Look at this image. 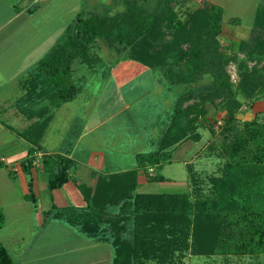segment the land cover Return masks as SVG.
Returning <instances> with one entry per match:
<instances>
[{
  "label": "trees",
  "instance_id": "trees-1",
  "mask_svg": "<svg viewBox=\"0 0 264 264\" xmlns=\"http://www.w3.org/2000/svg\"><path fill=\"white\" fill-rule=\"evenodd\" d=\"M156 1L162 8L142 19L118 17L107 22L97 13L78 10L62 35L30 66L23 82L25 96L40 100L42 105L40 117L19 132L30 144L19 161L26 176L25 200L36 205L31 178L34 153L52 109L78 92L71 63L78 60L89 68L94 66L88 48L95 37L127 47V57L153 70L169 92L178 84L184 87L182 93H173L168 121L155 148L135 157L148 181L164 178L158 173L147 174V167L161 168L170 161L171 149L177 143L199 139L195 122L206 113L205 100H223L228 111L222 124L225 136L232 132L234 114L242 105L239 98L249 105L264 100V67L245 66L246 59L258 62L264 58V2L255 7L250 36L229 40L221 47L216 39L221 29L219 5L198 7L180 19L172 10L176 0ZM238 21L229 19L234 24ZM166 32H170L169 37ZM235 52L243 54L241 60L235 59ZM229 60L237 65L236 83L222 70ZM158 68L162 69L160 74ZM204 72L211 75L210 82L192 91L190 84ZM191 97L197 100L184 105ZM207 129L213 139L215 131L209 125ZM212 139L207 140L204 149L207 155L220 160L215 173L199 176L188 163L185 193L137 192L136 169L102 174L91 190L74 181L84 206L54 207L42 212V223L50 218L63 220L86 236L107 242L112 250L109 264H184L186 255L221 256L227 260L229 256L264 253V112L241 122L232 138L222 139L219 144ZM39 160L47 174L48 190L69 179L71 159L42 153ZM0 167H4L1 161ZM7 175L15 177L12 169ZM2 223L0 212V226ZM0 264H12L2 245ZM254 264H264V259Z\"/></svg>",
  "mask_w": 264,
  "mask_h": 264
},
{
  "label": "crops",
  "instance_id": "crops-1",
  "mask_svg": "<svg viewBox=\"0 0 264 264\" xmlns=\"http://www.w3.org/2000/svg\"><path fill=\"white\" fill-rule=\"evenodd\" d=\"M39 2L0 0V161L4 164L0 167V212L3 218L0 245L12 264H109L112 250L107 242L94 240L63 220L50 218L42 223V212L54 207H82L84 199L75 182L79 181L91 190L98 175L129 169H136L137 192H187V182L169 179L155 181L159 185L155 192L142 191L141 186L148 187L154 181L145 178L135 159L137 154L155 148V141L168 121L173 93L151 69L131 59L125 60L109 71V84L113 89L119 88L113 98L116 104L109 102L115 108L109 115L97 118L95 115L93 118L96 119H92L88 108H79L86 93H83L84 87L78 85L73 99L51 111L39 148L34 153L35 164L31 170L36 205L25 200L26 176L19 161L26 155L30 144L19 132L40 117L42 103L26 98L23 82L33 62L57 37L53 34L54 29H42L44 15L39 14ZM62 16L56 14L54 19H62ZM50 20L47 18L48 24ZM61 26L63 24L59 22L57 29ZM137 76H141L140 80L132 81ZM135 100L138 102L134 106L132 102ZM260 105L264 106V100L252 103L251 117L257 110L264 111V108L258 109ZM189 140L177 143L171 153ZM42 153L62 155L73 162L67 170L69 179L58 188L48 190L46 187L47 174L39 166ZM197 156L198 152L194 157ZM188 163L183 162L184 166ZM153 168L147 167V174L152 175ZM8 169L14 171V178L7 175ZM27 202L31 205L29 208Z\"/></svg>",
  "mask_w": 264,
  "mask_h": 264
},
{
  "label": "rangeland",
  "instance_id": "rangeland-1",
  "mask_svg": "<svg viewBox=\"0 0 264 264\" xmlns=\"http://www.w3.org/2000/svg\"><path fill=\"white\" fill-rule=\"evenodd\" d=\"M22 1H24L25 3L29 0ZM263 2L264 0H176L173 4L172 10L175 12L178 18L185 19L188 12H191L198 7L208 4L219 5L222 9L221 29L216 36V39L219 45L222 47L227 44L229 40H238L242 38L245 39L250 36L251 23L255 7L258 3ZM38 5L40 7L39 14L44 15V19L41 21L42 29L44 27H46L48 30L54 29L53 34L57 35L56 39L62 35L66 23L78 10H82L85 13H97L102 18H104L105 21L109 22L110 19H116L118 17L132 18L136 16L138 19H142L149 14L156 13V11L162 8V4H158L156 0H40ZM135 12H138V15ZM56 14L61 16L63 15L62 19H54V15ZM47 18H51L49 24ZM230 18H238L239 21L238 23L234 24L232 22H229ZM59 22H61L63 26L57 29ZM162 30L166 31V28L163 27ZM169 33L170 32H166V37H169ZM28 44L31 46V41H29ZM28 44H25V46H28ZM126 48L127 47L121 46L116 41H111L110 43H108L107 40L102 37H95L92 44H90V47L88 48L90 58L93 55V58L95 59V62H93L94 66L91 67L93 69L87 67V65L81 64L80 62H78V60H74L71 63L73 77L78 85L84 87L83 93H86L84 95L85 99H82L81 101L82 106L79 108L83 110L85 108H88V114L90 113L92 119H96L98 116L102 115H109L112 112V109L115 108L111 107L109 105V102L111 104H116V101L113 98H115L116 96L115 91H117L119 88L113 89V85L109 84L111 83L109 71L117 63L125 60H130V58L127 57ZM3 54L4 53H2V55ZM41 54L43 53L41 52L40 55ZM234 55L236 60H241L243 57V54L240 52H235ZM253 65L258 68L264 67V58L260 59L258 62H256L255 60L252 61L246 59L245 66L247 69H249ZM160 70L162 69H157V72L159 74L161 73ZM222 70L225 72L227 78H229L232 83H236L239 79L235 60H229L222 67ZM139 77L141 76L133 78L132 81L140 80ZM210 80L211 75L208 72L201 73V76H199L197 80L190 84V89H192V91L196 90L199 87L204 86V84L209 83ZM164 85L167 86L166 83H164ZM183 91L184 87L182 85L178 84L171 87V92L174 94H179ZM196 100V98L191 97L184 103V105ZM239 100H242V105L234 114L233 118L235 122H232L231 125L232 132L227 134L226 136L224 135V132L222 133V124L228 116V111L224 107L223 100H221L220 98H216L212 102H208L207 100H205L203 102V108L205 109L206 113L203 116L199 117L197 122H195L197 124L196 131L200 135L197 142L189 140L180 145L179 148L177 147L170 155L172 159L168 163L164 164L161 168L154 167V173H158L163 176L164 180H181L187 182L188 184L189 177L187 167L183 164V162L186 161H189V164L192 165L194 171L199 173V176H202L205 173H215L217 162H219L220 160L218 157L213 158L211 154L207 155L206 150L204 149V145L207 140L212 139L207 127L209 125L215 131V135L212 139L215 141V144H219V141L222 139L227 138L228 140L232 138L235 131H238V129L240 128V123L252 118L251 114L253 111L250 110L252 104L249 105L247 103L248 101L244 100L243 98H239ZM137 102V100L133 101L132 105L135 106ZM22 107L24 106L22 105ZM262 108H264V106L260 105L258 109ZM257 112L264 111H255V113ZM95 115L96 118H93ZM133 119L136 120V117H134ZM116 129L117 131H120L117 127ZM196 152H198L197 158L194 157ZM192 157L195 158V160L192 159ZM158 186L159 185L154 181L148 187L144 186V188H142L141 186V190L155 192L157 191ZM173 189L177 188L173 187ZM168 191L181 192L183 190ZM39 199L42 200V197L40 196ZM27 204H29V202H27L26 205ZM27 206L29 208V206L31 205ZM76 229L80 232L78 227ZM263 259L264 253H260L257 255L229 256L227 260L223 259L221 256L205 257L186 255L184 258V264H223L226 261L229 264H254L256 261Z\"/></svg>",
  "mask_w": 264,
  "mask_h": 264
}]
</instances>
